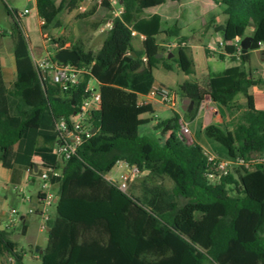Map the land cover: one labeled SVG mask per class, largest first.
I'll list each match as a JSON object with an SVG mask.
<instances>
[{
	"label": "trees",
	"instance_id": "obj_1",
	"mask_svg": "<svg viewBox=\"0 0 264 264\" xmlns=\"http://www.w3.org/2000/svg\"><path fill=\"white\" fill-rule=\"evenodd\" d=\"M79 1L36 0L42 34L58 23L62 11L75 9ZM166 1L120 0L124 11L114 19L100 49L71 46L80 55L78 63H93L102 103L90 116L96 131L57 179L59 199L48 222L41 264H264V162L256 163L264 152V109L255 107L249 92L263 79L234 65L201 82L186 80L179 87L180 94L191 101L189 118L196 116L206 96L227 108L233 133L227 123L220 122L206 125L203 134L219 157L241 158L249 166L209 179L202 146L180 134L176 111L155 126L164 133L170 131L164 141L139 134V127L151 121L142 116L154 110L149 103H139L138 94H147L154 85V69L162 65L171 70L176 63L187 75L195 72L186 46L178 47L170 58L160 55L164 52L156 37L161 33L160 14L133 22L136 13ZM219 2L228 16L225 24L216 26L224 34V52L246 64L251 51L264 44V0ZM7 11L13 18L16 76L8 79L0 59V161L5 158L4 149L17 144L16 166L32 168L35 155L56 164V120L79 109L89 76L66 92L43 80L19 12L8 6ZM250 26L254 27L252 44L238 57L231 43L244 37ZM132 31L145 35L144 49L134 47ZM239 93L246 97V104L237 102ZM118 161L168 176L173 181L171 192L151 190L154 197L146 203L121 190L106 178ZM8 235L0 229V256L8 254L14 264H24Z\"/></svg>",
	"mask_w": 264,
	"mask_h": 264
},
{
	"label": "crops",
	"instance_id": "obj_2",
	"mask_svg": "<svg viewBox=\"0 0 264 264\" xmlns=\"http://www.w3.org/2000/svg\"><path fill=\"white\" fill-rule=\"evenodd\" d=\"M28 1H30V6H25L24 10L29 9L30 11L28 14L21 17V21L26 32H27V26L25 19L30 17V14L33 10L35 11L38 17L40 29L43 23V20H41V18L37 13L36 0H28ZM91 1L93 0H86L84 3L88 7V5L92 3ZM219 1L220 0H183L182 2L175 4L167 0L162 5L152 8H145L141 12L136 13L134 15L133 22H135L141 17L148 18L155 13L161 15L162 17L161 33H159L156 37L158 43L164 49V52L162 54L165 57L170 58L175 54L174 52L177 51L178 47L168 46L170 43L183 41V40L188 42V45L186 47L188 48L194 60L195 72L191 75L182 76L179 79L178 89H177L179 94H180L179 87L186 80L190 79L197 82H201L207 79L211 73L221 71V70L213 71L211 69L210 62L214 58L223 59L224 61H226V59L228 58L231 59L229 55H227L224 51H222L219 48V41L221 40V38H224V34L222 31H217L216 26L225 24L228 19V16L224 12L223 6ZM59 2L60 0L58 1V3ZM58 3L56 2V4ZM91 5L93 11L94 10L98 11L101 9L107 10L106 7L110 8L111 10V7L109 6L108 3H105L103 6H101L98 4L97 0H94V3ZM66 10L78 12L76 8L73 10H68V9ZM61 13L59 14L57 20L61 17ZM112 16L113 13L111 10V14L107 17V20L111 19ZM9 17L12 23L13 18L10 14ZM250 28H251L250 30V36H251L254 27L250 26ZM60 29H62V27ZM10 32H11L10 34H12V30H10ZM108 32L109 31L105 30L103 26L99 25L97 28H95V30L92 33H90L89 36L90 39H93L94 37L97 38L99 37V35H101V39L99 40L98 46L96 47V49H91V50L96 51L100 49ZM140 35L141 34L139 33V35H136L134 38V47L138 50H142L145 47V39L141 38ZM69 43L70 42H65V44H67L69 48H71L72 45H70ZM47 49L48 47L44 46V48H42L43 53ZM86 49H90V48H86ZM252 53H255L258 59L264 61L263 51L260 50L251 51V60H252ZM0 59L2 66L4 68L9 69V71L15 74L16 76L14 46H13V50L9 52L0 48ZM232 61L240 62V60H232ZM234 65H238V64L229 63L226 65L225 68ZM159 67H163V66L159 65L155 69H158ZM155 69L153 71L155 77L154 84L168 86L167 84L163 83L162 81L156 78ZM174 69H178L179 71L183 72L176 63L174 64L173 69L171 70L166 69V70L173 71ZM249 92L253 96V103L255 107L257 109H264V81H262V83L259 85H255L251 87ZM187 99L188 98L180 94V103L182 110H179L176 107L174 110L170 109L172 114L167 116L166 119L171 118L175 111L178 112L180 114V124L181 121L189 124L191 130L190 132L191 141L200 144L202 147H207V146L211 147L203 134V128L209 123H220V122H225L229 126L228 123L229 120H231V117L229 116L227 108L222 104H220L219 102L212 99L210 96H206L205 99L202 101L196 116L193 118H189L186 112L190 106L191 101L190 99L188 100ZM138 100L139 103L151 104L155 112V117L157 116L158 108L163 107L160 102L156 100H151L148 97H146V94H141V93L138 94ZM236 100L241 104H246L247 102L246 97L242 93H239L236 96ZM142 117H149V116L144 114ZM159 121L161 120L160 119L154 120L153 125L156 126V124ZM160 130L163 140L167 139L168 136L170 135V131L164 133L162 129ZM17 148L18 145L14 144L11 147L4 149L5 158L0 161V186L4 189V194H0V229H5L2 226V222L4 221L6 216L10 218V210L12 208H16L18 210L20 217V221H17V223L11 225L9 229H6L9 232L8 238L12 241L13 239L11 238L10 233L12 232L13 229H15L18 223L21 225V230L25 235H27L30 231V215L33 213H30L29 209L38 203L39 192L41 189V180L39 178V171L44 169L48 165L47 162L43 161L39 156L35 155L32 159L34 166L32 167L31 173L28 172L27 169L22 166H16L14 164L15 163L14 159ZM37 182H39L38 187H36ZM11 189L16 191L14 194L12 193V198H10L11 195L9 192ZM9 204L11 208L10 210L8 207ZM28 204L30 208L27 210L25 209V206ZM37 242H38L37 239H35L34 244L31 245V249L29 251H26L24 249L19 251L16 246V250L22 253L24 264L42 263L40 254H42L41 250H43V248H40ZM0 258L7 260L8 262L7 264H14V259L8 254L0 256Z\"/></svg>",
	"mask_w": 264,
	"mask_h": 264
},
{
	"label": "built area",
	"instance_id": "obj_3",
	"mask_svg": "<svg viewBox=\"0 0 264 264\" xmlns=\"http://www.w3.org/2000/svg\"><path fill=\"white\" fill-rule=\"evenodd\" d=\"M85 1H79L76 7L78 11L85 12L87 10ZM97 2L101 6L108 3L111 7L113 16L111 19H106L103 26L105 30L109 31L113 27L114 19L122 15L124 8L120 5V0H97ZM29 11V9H25L23 12H19V17L25 16ZM132 34L134 36L139 35L136 31H132ZM140 36L145 39V35L141 34ZM44 37L46 41L52 42L51 49H47L38 57L31 51L35 66L43 80H48L58 85L62 92H66L89 76L88 83L85 87V96L79 109L69 117L61 116L56 120L55 130L58 135L53 144V153L57 157V162L56 164L48 163L44 169L39 171V178L41 180L39 200L35 206L29 209L30 213H37L40 216V230L48 234L50 230L48 222L52 218L51 208L53 206L56 207L59 199L57 179L62 175L66 162L76 155L82 144L93 135L94 127L90 122V116L93 112L101 108L102 97L99 82L92 75L93 63L85 64L58 60L55 57V53L61 49L69 48V46L67 44L61 45L58 40L53 41L47 34ZM242 38L236 37L231 43L235 48V55L238 57L243 52L241 45ZM225 44V39L221 38L219 48L222 51H224ZM187 45L188 42L183 40L170 43L168 46L181 47ZM256 50L264 52V44L260 43V47ZM146 97L151 100H156L173 110L180 100V94L177 90L168 86L155 84L146 94ZM190 132L189 124L181 121L180 134L187 141L192 142ZM202 149L208 164L206 175L211 180H216L230 174L240 165L249 166V163H246L241 158H221L211 147H202ZM262 162H264V152L256 159V163ZM114 168H116L118 173L113 177L110 174H112ZM114 168L106 173V178L125 192H129L131 184L145 172L141 171L137 165L125 161H118ZM27 171L31 173L32 168H27ZM17 221H20L18 210L12 208L10 210L8 225L11 226Z\"/></svg>",
	"mask_w": 264,
	"mask_h": 264
},
{
	"label": "rangeland",
	"instance_id": "obj_4",
	"mask_svg": "<svg viewBox=\"0 0 264 264\" xmlns=\"http://www.w3.org/2000/svg\"><path fill=\"white\" fill-rule=\"evenodd\" d=\"M59 0H56L58 3ZM93 4L94 0L91 1ZM88 5L87 10L85 12H74L67 11L61 13V17L58 19V23L53 25V29L51 32L47 34V36L56 40H64L65 42H70V45L81 44L86 48L96 49L99 44V40L101 39V35L97 38L90 39V33H92L95 28L99 25L104 26V22L107 17L111 14L110 8L106 7L107 10H92V5ZM7 6L10 9L17 10L18 12H23L25 6H30V1L28 0H0V48L6 51H12L14 46V41L11 38V19L9 17ZM26 26H27V36L29 38V44L31 51L33 54L38 57L43 54L42 48L47 46L48 49H51L52 42L46 41L45 37L42 35L38 17L33 10L30 14L29 18H26ZM62 27V29H60ZM251 28L248 27L246 30L245 36L241 39V45L247 36H250ZM233 63L238 64L244 67L247 71L251 72L255 77L261 78L264 81V61H261L256 57L255 53H252V60L247 62L246 64H242L238 61H232L231 59H223L214 58L210 62V67L213 71L222 70L226 67L227 64ZM155 76L158 80L167 84L168 87L177 90L179 79L182 76H187V74L179 71L178 69H174L173 71H169L164 69L163 67H159L155 69ZM7 77L8 79H15V74L7 69ZM163 107H159L157 110V116L155 117V112L146 114L151 118L149 123L143 124L139 127L140 135H149L156 139H163L161 136V130L156 128L153 125V121L156 119L164 120L167 116L171 115L172 112L170 108L166 107L162 104ZM177 109L182 110L180 100L177 102ZM230 131L232 132V123L229 120ZM164 141V140H163ZM116 168L112 170V174L110 176H115L117 174ZM109 176V175H108ZM39 186V182H37L36 187ZM173 187V181L168 176L155 174L151 171L145 170V172L137 178L130 186L129 192L134 194L136 197L140 198L144 202L148 203L154 196L151 193V190H157V193H169L171 192V188ZM10 195L12 198V193L14 194L16 191L11 189ZM0 194H4V189L0 186ZM11 204V201H10ZM10 204L8 205L9 210ZM29 204L25 206V209H29ZM154 208H159L158 205H154ZM56 207L53 206L51 208L52 216L55 215ZM17 223V222H16ZM41 218L36 213L30 215V231L27 235H25L21 230V225L15 227L10 233L11 238L17 244L18 250H26L29 251L31 249V245L34 244L35 239H37V243L40 248H44L47 244L48 234L47 232L40 230ZM9 217L6 216L4 221L2 222V226L5 229H9ZM1 264H7V260L0 258Z\"/></svg>",
	"mask_w": 264,
	"mask_h": 264
},
{
	"label": "water",
	"instance_id": "obj_5",
	"mask_svg": "<svg viewBox=\"0 0 264 264\" xmlns=\"http://www.w3.org/2000/svg\"><path fill=\"white\" fill-rule=\"evenodd\" d=\"M252 39H253L252 36H247L246 38H244V40L242 42L243 53H246L249 50V48L252 44ZM160 55H163V54H160ZM55 57L62 62H66V61L77 62L80 60L79 53L75 49H72V48H65V49H61V50L57 51L55 53ZM96 129L97 128L94 127L93 132H95ZM41 252H43V250H41Z\"/></svg>",
	"mask_w": 264,
	"mask_h": 264
}]
</instances>
